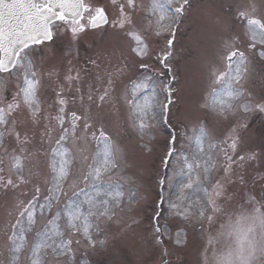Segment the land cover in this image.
<instances>
[{
    "label": "rangeland",
    "instance_id": "374dc122",
    "mask_svg": "<svg viewBox=\"0 0 264 264\" xmlns=\"http://www.w3.org/2000/svg\"><path fill=\"white\" fill-rule=\"evenodd\" d=\"M86 2L93 7L105 8L110 22L100 30L76 34L74 38H78L81 43L72 47L68 43L73 34L71 32L73 24L54 21V40L48 44H40L33 50L30 49L25 60V64L27 60H31L36 68L49 73L47 76L38 74L42 84L39 93L41 101L47 100L50 90H55L51 86L56 83L49 78V75H57L54 79L59 80L63 79V74L78 68L81 71L78 82L79 90L81 89L80 96L74 95V103H71L73 97L69 99L70 103L66 111H77L79 114L85 108L90 109L93 130L98 134L103 128L122 150L119 170L112 179H118L124 184L123 190L126 195L120 207L116 209L113 219L100 221L99 230L92 231L93 239L103 240L105 244H97L93 247L82 234L66 233L65 238L73 241V264H204L205 248H208V264H210L213 249L208 247L207 241L210 236L217 235L220 224L225 221L228 214L239 209L240 203L242 205L245 200L250 204L252 197L247 196L250 181L251 187L254 184L253 190L257 187L254 191L255 196L259 195L260 202H264V112L255 108L264 100V57L259 55V48L256 51L246 49L244 36L246 21L238 16V12L243 10L248 12L249 16L264 21V0H188L183 14L177 21L172 47L167 48L170 35L157 37L152 31H147L145 35L150 56L143 59L135 57L130 52V38L122 35L123 32L111 23L117 17L121 0H117V6L112 4V0H86ZM136 4L133 18L138 26L147 28V16L150 13L144 10L148 8L150 0H136ZM85 15L87 16V13ZM229 40L234 41L235 47L246 52L247 73L241 82L244 95L233 111L225 116H219L203 105L205 97L214 86L209 70L213 67L220 70L226 68L228 49L225 41ZM80 44L82 47L77 51ZM165 50L171 52L167 63L171 66L170 76L174 79L170 82L167 79L169 78L167 70L159 63ZM35 55L38 61L36 57H32ZM130 57L132 63L127 64ZM141 62L150 65L154 80L161 89L163 83H170L173 93L168 109L170 127L157 124L151 137L148 135L141 137L133 127L130 110L124 99V92L130 87L129 81L148 74L139 68ZM118 70H122L123 75H120ZM23 71V68H18L14 70V75H20ZM159 73L164 75L157 79ZM110 77L113 80L110 96L106 101L101 102L96 98L98 85H104ZM0 79L9 81V93L15 89V80L8 73L0 74ZM90 83L96 86L95 92L93 88L89 92L85 88ZM73 86L75 88L76 83H73ZM109 87L108 83L106 88ZM89 94L92 96V101L87 99ZM128 98L131 99V96ZM57 99V96L55 101L49 99L51 106L45 102L42 106L41 103L44 115L39 122H33L31 117L27 119L29 113L21 108L15 114L17 130L22 136L27 134L28 143L19 145L15 139L6 138L9 155H4L0 151V158L4 161L2 167L5 177L11 175L15 179L19 174L14 170L9 171L11 167L9 156L12 154V149H17V154H20L18 149L23 147L25 149L22 154L23 175L31 179L27 185H19L15 189L0 187V264H10L14 256L9 250L8 236L11 235L10 225L15 223L18 216L19 202L26 203L37 185L41 187L42 194H47L44 189L45 181L50 179L49 153L53 147H56L54 142L59 138L60 129L54 120L50 122L44 117L49 115L54 117L57 114ZM159 101L162 104L168 102L164 91L159 93ZM245 104L250 106L247 112L243 108ZM201 123L208 126L210 140L218 144L217 148L211 150L215 163V167L209 173L212 183L221 180L225 186V197L219 202L223 211L217 214L211 224L195 216L189 221L173 220L167 202L158 207L160 191L163 190L165 196L170 194V190L160 186L159 181L166 176H172L173 168L179 167L175 164L168 168L163 167L165 154L171 146L170 133H175L177 136L175 147L179 150L182 145L186 147L187 144L183 134L187 132L188 135H192L191 129ZM212 124L216 129H211ZM233 130L238 138L237 149L229 153L233 157L232 171L225 180L223 167L226 161L220 149L227 147L224 142L233 134ZM65 146L72 148L76 153V148L71 142ZM84 146L89 156L88 163H91V156L99 145L89 135L88 142ZM241 156L244 157L243 161L240 160ZM250 156H254L255 159H249ZM86 171V164L79 153H76L72 172L80 174ZM198 173L201 178L204 177L203 166ZM255 176L257 181L252 180ZM208 187L210 188L211 185L209 184ZM131 192L138 193L134 201H129L127 198V194ZM234 193L237 196L231 197ZM171 195L174 198V189L171 190ZM241 208H244L243 205ZM157 211L161 212L158 220ZM45 215L47 216V213ZM47 218L51 217L47 216ZM37 219L38 224L27 239L29 247L35 243V231H39L45 223L39 215ZM157 223L167 224L168 234L157 237L154 234V225ZM177 225L187 234L186 244H175ZM228 244H230L229 240L220 239L215 248L219 252L227 251ZM202 249L203 254L200 253ZM27 254H22L18 264H25L23 257ZM65 261V257L55 258L50 250L45 256V264H65Z\"/></svg>",
    "mask_w": 264,
    "mask_h": 264
},
{
    "label": "snow or ice",
    "instance_id": "6c2138e0",
    "mask_svg": "<svg viewBox=\"0 0 264 264\" xmlns=\"http://www.w3.org/2000/svg\"><path fill=\"white\" fill-rule=\"evenodd\" d=\"M175 3H178V6H174ZM112 4L117 6V0H112ZM187 4L188 0H150L148 8L144 10L150 13L147 16V28H143L138 26L133 18V12L137 8L136 0H121L117 17L111 23L114 27L125 30V35L130 38V52L143 59L150 56L145 35L147 31H152L157 37L170 35L172 38L167 40V48L172 47L175 36L173 26ZM238 16L246 21V49L256 51L259 48V55L264 57V21L249 16L248 12L243 10L238 12ZM69 18L72 20L73 34L84 30L85 24L81 21L85 19L93 28L110 22L105 8L93 7L86 0H0V73H8L15 80V91L9 93V81L0 79V151L4 155H9L6 138L15 139L19 145L28 143L27 134L22 136L17 130L15 114L23 108L33 122H39L44 115L39 94L42 84L34 70L36 65L31 60H27L25 64L28 50L32 45L52 40L54 21L67 23ZM225 46L228 49V63L225 70L216 67L209 70L214 86L205 97L203 105L219 116L233 111L244 95L241 82L245 79L248 65L246 52L235 47L234 41H225ZM170 56L171 52L165 50L159 59V63L167 71H170L167 63ZM18 68H23L24 71L20 75H14V70ZM139 68L148 74L129 81L130 87L125 90L124 99L130 110L133 127L141 137H151L157 124L170 127L168 109L173 93L170 83H163L162 89L156 83L149 64L141 62ZM118 71L123 75L122 70ZM163 75L164 73H159L157 79ZM67 79L72 81L78 77L69 76ZM108 83L110 87L99 96L101 102L110 96L113 84L111 77ZM161 91L166 93L167 103L162 104L159 101ZM56 95L57 114L54 117H44L50 122L54 120L60 129L59 138L54 142L56 147L49 153L50 179L45 181L44 189L47 194H42L41 187L37 185L26 203L19 202L18 216L15 223L10 225L11 235L8 236L9 250L14 253L10 264H18L23 253H28L23 257L25 264H45V256L49 250L57 259L65 257V264H73V241L65 238L66 233L82 234L93 247L97 244L104 245L105 241L93 239L92 231L99 230L100 221L113 219L116 209L120 207L126 195L124 184L118 179H112L120 167V145L103 128L98 134L93 130L90 109L85 108L79 114L77 111L67 112L70 101L65 97L62 87ZM87 99L92 101L91 94ZM74 102L75 97L71 103ZM243 108L245 112L250 110L248 104L243 105ZM256 108L264 112V104H257ZM191 131L192 135L187 132L183 134L187 144L186 147L182 145L179 150L175 147L177 136L170 133L171 146L165 154L164 165L165 168L173 164L179 167L173 168L172 176H166L159 181L161 186L170 190V194L165 196L163 190L161 191L158 207L167 202L173 220L189 221L195 216L211 224L217 214L223 211L219 202L225 197L224 183L221 180L212 183V177L209 175L215 167L211 150L217 148L218 144L210 140L209 131L202 123L194 126ZM234 132L235 130L224 142L227 147L220 149L227 162L223 167L225 180L232 171L233 157L229 153L237 149L238 138ZM89 135L99 145L91 156V163H88L89 156L84 146ZM69 142L86 164V172H72L76 153L72 148L65 146ZM18 151L20 154H17V149H12L9 156V171L14 170L19 174L15 179L11 175L5 177L2 167L4 161L0 158V187L15 189L31 182L30 177L23 175L22 154L25 149L20 147ZM249 159L255 157L250 156ZM240 160L243 161L244 157L241 156ZM201 166L205 173L203 178L198 173ZM173 189L174 198L171 195ZM137 196V192L127 194L129 201H134ZM250 204L249 209L241 208L234 216L229 214L220 224L217 235L209 237L207 245L213 249L212 264H264V202L256 201L253 197ZM38 215L45 223L39 231H35V243L29 247L27 239L38 224ZM160 215L161 212L157 211V220ZM168 231L167 224L154 225V234L157 237L168 234ZM175 235V244L187 243V234L179 225ZM220 239L231 241L227 251L216 250L215 245ZM207 252L208 248H205L204 264H208Z\"/></svg>",
    "mask_w": 264,
    "mask_h": 264
}]
</instances>
